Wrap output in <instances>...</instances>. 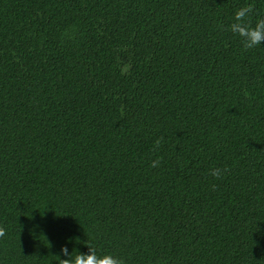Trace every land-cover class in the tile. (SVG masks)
Returning <instances> with one entry per match:
<instances>
[{
  "label": "trees",
  "instance_id": "1",
  "mask_svg": "<svg viewBox=\"0 0 264 264\" xmlns=\"http://www.w3.org/2000/svg\"><path fill=\"white\" fill-rule=\"evenodd\" d=\"M243 6L264 18V0H0V264L66 243L264 264V44L227 31Z\"/></svg>",
  "mask_w": 264,
  "mask_h": 264
},
{
  "label": "clouds",
  "instance_id": "2",
  "mask_svg": "<svg viewBox=\"0 0 264 264\" xmlns=\"http://www.w3.org/2000/svg\"><path fill=\"white\" fill-rule=\"evenodd\" d=\"M250 7L243 6L235 10L232 20L227 28L232 35L237 37L244 49L261 47L264 44V18H258L254 23L250 22ZM262 48V47H261ZM156 145L159 146L160 140ZM159 158L151 161L152 167H158ZM222 170L213 169L211 174L215 177L221 175ZM4 230L0 228V236ZM87 251L69 250L67 243L62 245L59 254L58 264H125V260L112 252H106L93 245H86ZM61 256L64 257L61 259Z\"/></svg>",
  "mask_w": 264,
  "mask_h": 264
}]
</instances>
